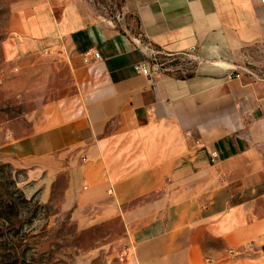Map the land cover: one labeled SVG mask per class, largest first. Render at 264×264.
Listing matches in <instances>:
<instances>
[{
  "label": "crops",
  "instance_id": "1",
  "mask_svg": "<svg viewBox=\"0 0 264 264\" xmlns=\"http://www.w3.org/2000/svg\"><path fill=\"white\" fill-rule=\"evenodd\" d=\"M36 4L20 54L62 48L73 88L10 163L122 215L121 264H264V79L239 71L264 47V0H123L125 28L86 0Z\"/></svg>",
  "mask_w": 264,
  "mask_h": 264
},
{
  "label": "rangeland",
  "instance_id": "2",
  "mask_svg": "<svg viewBox=\"0 0 264 264\" xmlns=\"http://www.w3.org/2000/svg\"><path fill=\"white\" fill-rule=\"evenodd\" d=\"M86 1L97 19L128 25L123 0ZM39 2L0 0V264H121L128 245L122 215L70 204L62 179L45 194L5 152L73 88L62 48L20 54L17 32ZM239 71L247 79H264V47L247 49ZM245 251L254 253L253 244Z\"/></svg>",
  "mask_w": 264,
  "mask_h": 264
},
{
  "label": "built area",
  "instance_id": "3",
  "mask_svg": "<svg viewBox=\"0 0 264 264\" xmlns=\"http://www.w3.org/2000/svg\"><path fill=\"white\" fill-rule=\"evenodd\" d=\"M93 56L97 58V57H98V52L95 51V52L93 53ZM139 68H140L141 71H142L144 74H146V75H148V74L150 73L149 68H147V67L144 66V65H139ZM209 154H210V157H211L212 159H214V158L217 157V153H216V151H214V150L210 151ZM108 193H111V189L108 190Z\"/></svg>",
  "mask_w": 264,
  "mask_h": 264
}]
</instances>
